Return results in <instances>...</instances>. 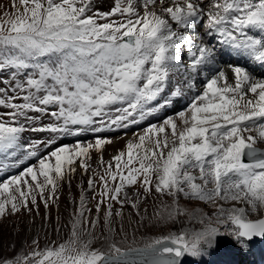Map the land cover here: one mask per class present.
I'll list each match as a JSON object with an SVG mask.
<instances>
[{"label":"snow or ice","instance_id":"6c2138e0","mask_svg":"<svg viewBox=\"0 0 264 264\" xmlns=\"http://www.w3.org/2000/svg\"><path fill=\"white\" fill-rule=\"evenodd\" d=\"M225 56L264 68V0H113L108 11L94 10V0H13L11 18L0 23V171L35 163L0 178V219L31 213L37 196L47 209L66 175L77 166L87 173L91 152L113 142L103 133L139 125L176 98L187 103L113 155L99 176L97 219L84 216L90 209L81 192L65 241L3 245L12 255H0V264H201L222 237L245 251L264 240V151L257 147L264 143V74L228 63L229 75L217 67ZM44 117L51 122L37 127ZM26 132L51 135L24 143ZM87 133L94 142L80 141ZM67 137L75 139L61 142ZM93 184L89 178V190ZM136 185L143 195L133 200L125 188ZM148 197L159 203L141 220L171 225L183 216L200 227L143 247L127 234L116 239L112 202L120 205L117 217L125 204L139 216ZM181 198L214 211L189 210Z\"/></svg>","mask_w":264,"mask_h":264},{"label":"rangeland","instance_id":"374dc122","mask_svg":"<svg viewBox=\"0 0 264 264\" xmlns=\"http://www.w3.org/2000/svg\"><path fill=\"white\" fill-rule=\"evenodd\" d=\"M112 3L113 0H94V10L99 9L100 11H108ZM16 4L19 6V0H16ZM5 12L9 13V15L5 16ZM12 12L13 0H0V23L10 19ZM3 75H7V73ZM182 108H180V110ZM50 122L51 121L47 117H44L36 126L40 127ZM114 132V134H117L119 131L116 130ZM50 135L51 134L47 132H26L23 134L22 142L46 141ZM102 135L105 136L104 133ZM74 139L73 137H67L61 142L70 143L73 142ZM79 139L82 143H87L93 141L94 137L92 133H87L79 137ZM257 147L264 150V145L261 143H258ZM39 148L41 154L46 151L43 144H40ZM17 159H19V157H17ZM30 163H35V159L26 160L18 167L13 166L7 170L0 171V178L16 174ZM107 164L103 167H100V165L97 168H89L87 173L79 169L71 176L66 175L64 181L56 190V198L49 201L47 209H45L43 202L40 200L39 196H37L38 207L29 204V207L32 208L31 213L22 211L15 216H7L4 219H0V237H2V232H5V238H8L6 239L8 243L11 239L16 242V249H20L33 238L39 239L41 247L51 244L52 242L60 243L65 241L71 230V221L74 213L76 209L80 207L81 192H83L85 196L86 208L90 209V211H85L84 216L88 220L97 219L95 206L100 199L99 193L102 190L99 176L104 174ZM113 170H115L114 164ZM89 178L94 181L91 190H89L88 187ZM125 191L133 200L137 198L138 191L141 196L143 195L142 189H139L138 185L126 187ZM48 194V191H46L45 196ZM123 198L124 193L122 192L121 199ZM168 202L170 203L171 201ZM158 203V200H155L153 197H148L146 201L141 202L139 205V216L136 215L130 205L125 204L122 209V216L117 217L115 211L120 209V205L112 202L113 216L111 218V227L115 230L116 239H123L124 235L127 234L128 243H133L134 240L136 246L143 247L144 240L152 239L160 235H167L170 231L179 232L184 228L198 229L200 227L195 221L190 223L187 222V218L183 216L178 218L180 221L179 223L171 225H154L147 219L141 220V217L145 215L151 217L155 205ZM180 205L189 210H199L209 215L214 211V208L208 204L198 201H186L183 198L180 199ZM231 206V204H227L225 207ZM236 206L240 207L244 205ZM103 208H106V205H102V209ZM103 216L104 211L102 210L99 214V220L94 231V235L97 237H100L101 233L104 231ZM45 217H47V219H45ZM250 218L254 219L255 216ZM121 229H123V232H121ZM89 230L91 231L90 227ZM101 242L102 238L101 240H96L94 246L100 247ZM186 264H188V262H186ZM201 264H264V240L259 239L250 242L249 248L245 251L241 249L231 237H222L219 239L215 248L208 250V253L202 258Z\"/></svg>","mask_w":264,"mask_h":264},{"label":"bare ground","instance_id":"6f19581e","mask_svg":"<svg viewBox=\"0 0 264 264\" xmlns=\"http://www.w3.org/2000/svg\"><path fill=\"white\" fill-rule=\"evenodd\" d=\"M228 63H239L241 65H244V66L248 67L250 69V71H253V74L256 77H261L262 74H264V68L256 67L253 70L252 66L249 65L248 62H246L245 60L236 59V58L229 57V56H225L224 62L217 65V67L225 70L230 75V69L227 67ZM175 82L176 81L173 80L172 82L169 83L168 89L166 90V92L163 95H165V96L169 95L170 91L173 89V85L175 84ZM198 86H199V83H198ZM186 103H187V96L176 98V99H174L173 103L167 105L165 108L161 109L158 113L154 114L148 120H145L144 122H142L139 125H132V126L128 127L127 129H123V128L119 129L118 130L119 132H117V134H114L115 133L114 131L111 133H104L105 137L111 138L113 142L111 144L105 145L102 153H96L95 151L91 152V154H90L91 159L87 160V163L90 165L89 168L90 169L97 168L98 166L101 165V163H100L101 155L103 156V160H104L103 166L105 164H107L109 161H111V158L113 157V155H115L117 152H119L121 150H125V145L128 141L131 140L134 142H138V136L143 134V129L148 127L149 124H159L164 116L174 115L177 111L180 110V108H182V107L184 108ZM142 127H144V128H142ZM252 134L255 135V133H252ZM89 142H94V140L89 141ZM261 144L264 145V143H261ZM85 159H87V158H85ZM113 164H114V162H113ZM103 166H100V167H103ZM79 169L80 168L77 166L76 171H78ZM194 174L198 175L199 173L197 172Z\"/></svg>","mask_w":264,"mask_h":264},{"label":"trees","instance_id":"16d2710c","mask_svg":"<svg viewBox=\"0 0 264 264\" xmlns=\"http://www.w3.org/2000/svg\"><path fill=\"white\" fill-rule=\"evenodd\" d=\"M2 237H0V255H4V256H8V255H12V252L8 251L7 249L3 248V245H15V241L13 239L10 240V242L8 243V241L5 238V232H2ZM18 244H20L19 242H17ZM19 248V247H18Z\"/></svg>","mask_w":264,"mask_h":264},{"label":"water","instance_id":"95a60500","mask_svg":"<svg viewBox=\"0 0 264 264\" xmlns=\"http://www.w3.org/2000/svg\"><path fill=\"white\" fill-rule=\"evenodd\" d=\"M262 151H264V150H262ZM256 240H259V239H254L253 241H256Z\"/></svg>","mask_w":264,"mask_h":264}]
</instances>
